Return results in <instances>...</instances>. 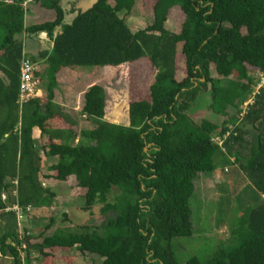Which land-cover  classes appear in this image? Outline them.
I'll return each mask as SVG.
<instances>
[{
    "label": "trees",
    "instance_id": "16d2710c",
    "mask_svg": "<svg viewBox=\"0 0 264 264\" xmlns=\"http://www.w3.org/2000/svg\"><path fill=\"white\" fill-rule=\"evenodd\" d=\"M22 1L0 0V257L22 264L17 249L25 244V263L30 251L47 258L61 248L96 256L99 264H264V83L253 93L255 80L248 72L264 79V0H155L151 23L135 32L120 16L135 0H110L111 6L109 0H97L68 24L62 23L59 0H45L41 6L52 10L53 19L30 26L23 25ZM174 7L183 15L181 41L164 28ZM40 32L52 43L39 54L46 66L38 74L45 80V97L29 100L18 111L17 37ZM144 58L155 73L147 99L127 104L125 125L104 119L106 96L97 84L86 88L79 111L89 129L76 132V115L52 102L56 74L64 68L117 67ZM220 79L224 85H218ZM208 89L209 113L194 123L187 111ZM250 95L251 102L243 106ZM49 116L74 129L43 128ZM218 117L224 119L217 124ZM34 129L48 139L45 154L56 158L50 167L53 178L74 179L82 211L90 214L98 206L103 220L97 226L46 235L49 219L37 239L19 238L14 214L4 208L16 203L42 209L53 198L38 181L44 148L32 139ZM217 152L246 177L259 201L243 209L231 228L235 246L216 248L204 262L190 256L178 263L172 244L192 235L193 181L215 170ZM112 189L117 192L110 199Z\"/></svg>",
    "mask_w": 264,
    "mask_h": 264
},
{
    "label": "rangeland",
    "instance_id": "374dc122",
    "mask_svg": "<svg viewBox=\"0 0 264 264\" xmlns=\"http://www.w3.org/2000/svg\"><path fill=\"white\" fill-rule=\"evenodd\" d=\"M154 1L135 0L130 12L126 15H120L131 32L142 29L151 23V7ZM107 4L111 6L113 3L109 0ZM62 6L66 8L65 3ZM62 22L64 24L70 22L68 13H66ZM164 28L173 33L178 41H181L184 20L178 8L174 7L168 10ZM31 38L36 40L35 36H31ZM34 40L27 45L31 51L35 50ZM178 45H180V42H178ZM175 64L177 78L180 79L183 77V67L179 53H177ZM36 68L40 71L38 65H36ZM248 72L255 80L252 91L254 92L257 85L262 83L261 76L253 70ZM154 73V69L145 58L110 68H64L56 75L55 96L57 100H60L61 105L64 106L66 104L65 93L70 91L76 101L73 106H78L81 93L86 90L85 88L90 84H97L103 88L106 96L104 119L110 123L125 125L127 123V104L130 101L147 99L148 86ZM44 82L45 80H40L42 97H45L43 92ZM224 84L225 80L220 79L218 85ZM209 102V89L202 94H198L195 103L187 111L190 120L198 123L205 118L209 113L207 109ZM222 119L224 118L218 117L215 122L218 124ZM75 120L77 126L81 129H89L92 126L84 116L82 118L77 116ZM247 129L252 131L249 127ZM36 135L37 133L35 132L34 137ZM213 161L215 170L211 173L197 174L193 181L194 190L189 199L192 235L189 238L175 239L172 244L173 254L178 263H183L190 256H194L204 262L210 258L216 248L235 246L234 238L230 235L231 228L237 222L238 216L243 209L253 207L259 201V195L253 190L246 177L238 173L233 165L225 160L223 155L218 152L215 153ZM116 192L115 189H112L109 198L111 199ZM76 196L79 198L68 200L69 202L66 201V204H56V201L55 204H51L50 207L43 210L30 209L26 215L27 217L24 215L19 219V231L25 236L37 239V235L49 223V219L51 221V229L53 230L54 227H57L59 229L57 231L63 233L83 232L85 231V225L97 226L103 220V217L98 214V206H94L90 214L82 211L77 208L80 194ZM81 205L80 202L79 207ZM28 217L31 220L32 218H37V220L28 221ZM23 228L26 229L25 233ZM46 233L43 231V234ZM53 253L54 264H90V261H93V264H99L96 256H91L87 253L81 254L74 249H54ZM28 258L29 261L27 263H25V260L21 263L50 264L47 258H41L32 251H30ZM0 264H10V261L8 258L0 257Z\"/></svg>",
    "mask_w": 264,
    "mask_h": 264
},
{
    "label": "crops",
    "instance_id": "0c3cea01",
    "mask_svg": "<svg viewBox=\"0 0 264 264\" xmlns=\"http://www.w3.org/2000/svg\"><path fill=\"white\" fill-rule=\"evenodd\" d=\"M4 1L5 0H3V3H5ZM23 1H25V0H23ZM78 2H80V4H82V5H86L89 2V0H59V2H58V5L60 6V8L62 9V11L64 13V16L66 15V13H68V18L70 19V21L75 16V14L77 12L76 7H77ZM41 3L42 4L45 3V0H31L30 3L26 4L25 10L23 12V25L24 26H30L33 24H40L43 22L51 21L53 19L54 13L52 12V10H48V9L44 8L43 5L41 6ZM64 3L66 5V8H63V6H62V4H64ZM64 16H63V19H64ZM57 32H58V30L55 29L53 32V35L56 34ZM31 36H35L36 40L31 38ZM31 36H26L24 34H21L17 38L21 42L20 44H21V50L23 51V54L28 59L29 58H32V59L35 58L36 59L37 62L36 61H34V62L36 65H38V67L40 69V71L37 70L38 74H39L40 72H44L45 68H46V66L44 64V59L39 57V54L43 51H49L51 49L52 43H51V40L45 35L44 32H40V33H37L35 35H31ZM32 39L35 42V50H33V51L29 50V47H27V45L32 43V41H33ZM106 68H110V67H106ZM0 78H2L1 68H0ZM39 79L41 80L40 77H39ZM43 81H44V79H43ZM90 85H92V84H90ZM90 85H88V87ZM43 89H44L43 92L45 95V86ZM55 91H56V88L53 90L52 102L54 104L60 106L61 108L65 107V109H67L68 111H71V114L73 112L76 115V118H73L72 120L77 119V116L82 118V116L79 115V111H80L81 106H82V96H83V93L85 90L83 91V93H81V98H80L78 106H73V104H76V101L74 100V96L70 93V91L65 93L66 96H64V97L66 98V102H65L66 104H64V106H62L60 100L56 99ZM41 99H44V97H42ZM78 122H80V121H78ZM41 125L43 128L51 129V130L74 129V127L69 126V124L65 123L62 119L58 118L57 116H49V117L45 118ZM79 129H81V128L79 126H77L76 132ZM35 132L37 133V135L34 137ZM32 139L36 142L37 146L41 145L44 148V151L43 152L40 151V154H39L40 165H39L38 181L42 187L47 188L49 190V192L53 194L52 201L49 204V206H47V207H50L51 204L52 205L55 204L56 201H57L56 204H60V203L66 204V201H68V200L70 201V200L77 198L76 195L80 194V189L75 185V181L72 177H66L62 181H58V180L53 178L54 172L50 170V167L55 164L56 158L54 156H48L47 154H45L48 150L47 145L49 143L47 137L46 136H40L39 131L37 129H34V131L32 133ZM75 141H76V139L73 141V143H75ZM80 202L83 205V199L81 197V194H80V201L78 202L77 208H80L82 206L81 205L79 207ZM47 207H44L41 210H43ZM61 208H63V207H61ZM36 220H37V218H35V219L32 218V220H31L28 217V221H36ZM50 226H49V229L45 231V232H47L46 235L51 234L52 232L57 231V229H58L57 227H54L52 230ZM58 249L59 250H67V249H61V248H58ZM53 252H54V250L50 251V256L47 257L50 264H54L53 260L55 258L53 256V254H54Z\"/></svg>",
    "mask_w": 264,
    "mask_h": 264
},
{
    "label": "built area",
    "instance_id": "2783aa9c",
    "mask_svg": "<svg viewBox=\"0 0 264 264\" xmlns=\"http://www.w3.org/2000/svg\"><path fill=\"white\" fill-rule=\"evenodd\" d=\"M5 3H11V0H5ZM31 0H25L19 4V7L24 12L26 4L30 3ZM262 83L260 85H257L255 88V91L264 83V79L261 76ZM254 91V92H255ZM253 92V93H254ZM252 93V94H253ZM41 91H40V79L38 76V71L36 68V64L31 62L21 50L20 58L18 60V86H17V92H16V105L18 107V111H20L21 107L27 103L31 99H41ZM252 100V95L243 102V106H246V104L250 103ZM213 141L220 146L221 145V139L218 136H215L213 138ZM12 184L15 186L16 182L15 180L12 182ZM12 195H15V190L12 191ZM1 200H4V195L1 194ZM32 209L31 206L27 205L24 208L19 207L16 203L12 204L11 206H7L4 208V211H12L14 214V217L17 222V228H18V236L19 238L22 236V233L20 230L19 225V219L26 215L28 211ZM25 243V242H24ZM25 244H21L19 246L18 253L21 258V260H24V250Z\"/></svg>",
    "mask_w": 264,
    "mask_h": 264
},
{
    "label": "water",
    "instance_id": "95a60500",
    "mask_svg": "<svg viewBox=\"0 0 264 264\" xmlns=\"http://www.w3.org/2000/svg\"><path fill=\"white\" fill-rule=\"evenodd\" d=\"M97 2V0H89V2L86 5H82L80 4V2L77 3V12L79 13H85L86 11H88L89 9H91L93 7V5ZM145 151V149H144Z\"/></svg>",
    "mask_w": 264,
    "mask_h": 264
}]
</instances>
